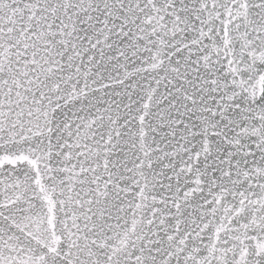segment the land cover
<instances>
[{"label": "snow or ice", "instance_id": "obj_1", "mask_svg": "<svg viewBox=\"0 0 264 264\" xmlns=\"http://www.w3.org/2000/svg\"><path fill=\"white\" fill-rule=\"evenodd\" d=\"M0 264H264V0H0Z\"/></svg>", "mask_w": 264, "mask_h": 264}]
</instances>
